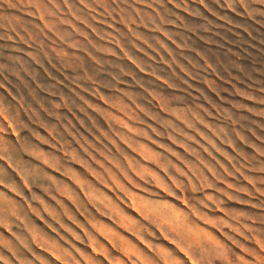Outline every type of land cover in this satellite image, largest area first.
<instances>
[{
    "label": "rangeland",
    "instance_id": "rangeland-1",
    "mask_svg": "<svg viewBox=\"0 0 264 264\" xmlns=\"http://www.w3.org/2000/svg\"><path fill=\"white\" fill-rule=\"evenodd\" d=\"M79 3L0 42V264H264V0Z\"/></svg>",
    "mask_w": 264,
    "mask_h": 264
},
{
    "label": "crops",
    "instance_id": "crops-1",
    "mask_svg": "<svg viewBox=\"0 0 264 264\" xmlns=\"http://www.w3.org/2000/svg\"><path fill=\"white\" fill-rule=\"evenodd\" d=\"M83 2V0H77ZM71 0H0V42L23 43V18L41 26L42 19L47 29L55 32L65 44L71 48V39L76 31L74 23H78V15L83 9L82 3ZM75 7V10L73 8ZM76 17L72 18L71 15ZM22 20V21H21ZM74 28V30H73ZM108 46H117L114 42H106ZM34 46L33 43H31ZM72 45V46H71ZM108 53H111L110 51Z\"/></svg>",
    "mask_w": 264,
    "mask_h": 264
}]
</instances>
